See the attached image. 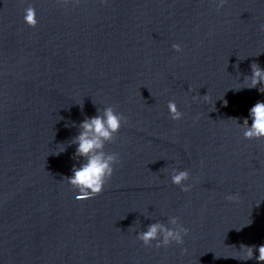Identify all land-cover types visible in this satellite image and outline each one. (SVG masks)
<instances>
[{
	"label": "clouds",
	"instance_id": "clouds-1",
	"mask_svg": "<svg viewBox=\"0 0 264 264\" xmlns=\"http://www.w3.org/2000/svg\"><path fill=\"white\" fill-rule=\"evenodd\" d=\"M61 2L67 4L78 2V0H61ZM225 3L226 0H218L216 9L219 10ZM24 22L32 28H35L38 23L36 10L31 5L25 9ZM260 31L264 32V24L260 25ZM172 48L176 52L182 51L179 44H173ZM251 72V76L247 77L245 82L240 87H237L236 90H241V88L256 89L258 85H264V69H261L257 63H253ZM258 91L264 93V86L259 87ZM197 98L193 97V99ZM203 99L208 101V95H204ZM225 105H227V101H225ZM167 108L173 121L180 120L183 117V113L178 109L175 101H169ZM97 111L99 112V109ZM250 117L252 120L251 126H249L248 119H244L242 123L244 138L247 140L264 139V102H257L250 109ZM126 122L127 118L125 116L117 113L112 106H108L103 109L102 115L98 114L80 123L82 130L72 143L77 145L75 155L82 158L85 162L79 167L73 168L71 177H65L72 188L78 190L80 195L77 199H91L104 190L106 183L113 175L114 166L120 163L119 155L106 152L105 145L114 141L122 124ZM189 178V171L173 169L171 182L180 186L181 191L188 192L192 185H185L184 182L188 181ZM226 199L232 202L236 201L238 196L229 195ZM170 223L176 227L168 228L163 224L153 223L148 226L146 231L138 233L136 238L146 247L152 246V242L156 241L155 247L157 249L162 246L167 247L173 242L177 245H183V238L188 235L189 229L180 224L177 217L171 218ZM187 251V248L182 249V255L186 254ZM257 251L259 253L258 256L255 255ZM239 252L241 255L233 258L245 261L256 259L258 264H264V244L258 247L241 245Z\"/></svg>",
	"mask_w": 264,
	"mask_h": 264
}]
</instances>
